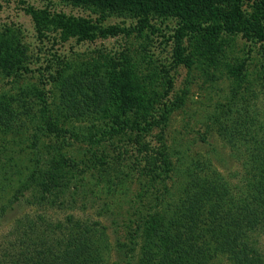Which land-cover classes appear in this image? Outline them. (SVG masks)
Returning <instances> with one entry per match:
<instances>
[{"label": "rangeland", "instance_id": "obj_1", "mask_svg": "<svg viewBox=\"0 0 264 264\" xmlns=\"http://www.w3.org/2000/svg\"><path fill=\"white\" fill-rule=\"evenodd\" d=\"M259 1L0 0V45L22 51L25 58L22 62L27 68V73L20 72L18 77L0 78V96L19 91L32 98H36L33 96L36 92L43 94L36 107L39 111L43 107L38 114L39 122H49L50 128L56 125L62 131L68 129L79 139L74 142L65 136L58 143L48 134L35 136L32 141L36 148L25 149L22 156L26 159L25 172L31 171L35 151L47 160L63 159L77 167H92L95 172L99 167H93L94 162L107 168L130 154L136 155L140 146L147 149L149 161L154 160L155 167H163L164 156L156 154L166 148L171 162L165 182L169 188L191 187L196 174L191 175L192 171L205 163L217 172L215 179L217 174L224 176L233 189L241 181L237 176L241 163L221 135V123L241 124L243 121L237 120V116L251 113L254 104L259 111L264 110V43L241 34L209 36L186 32L181 43L182 61L174 52L173 35L184 23L208 26L243 23L249 28L264 29V5ZM32 12H44L49 17L45 19L47 26L41 30L42 37H38ZM57 16L78 17L85 21L86 28L93 26L96 32L107 31L103 36L94 32L93 37L79 35L84 40L78 39L64 31L62 34L54 26ZM76 71L85 76L89 85L85 96L71 95L70 101L75 105L78 99L83 101L68 116L65 108L56 103L59 80L65 81L70 76L77 79L79 76L73 75ZM85 104H90L88 111H84ZM121 120L125 124L135 120L139 129L125 126L112 134L116 125L122 126ZM141 128H148L147 132H141ZM93 171L85 174L89 177L78 173L82 182L108 204L105 207L110 213H103L101 207L91 206L89 201H79L72 209L56 202L54 210L39 213L30 209L34 207H19L13 214L6 212L0 221V250L10 238L13 215L20 220L35 214L54 223H63L69 216L78 220L90 218L104 226L111 221V213L118 220L124 215L129 217L128 206L123 205L126 195L118 194L117 187H125L128 196L141 194L147 175L121 174L117 184L113 174L95 184L102 172L96 171L93 176ZM161 185H154L155 190ZM154 192L148 201L155 196ZM132 218L129 228L120 236L121 242L133 233L135 217ZM107 234L112 241L114 234L110 231ZM142 239L135 240L134 255L142 251ZM195 248L185 256L190 262L207 264V255L194 253ZM104 255L108 264H121L116 262L113 251ZM178 256L179 253L174 254ZM250 261L264 264V234L258 239L256 256H250ZM209 264L233 262L218 255Z\"/></svg>", "mask_w": 264, "mask_h": 264}, {"label": "trees", "instance_id": "obj_2", "mask_svg": "<svg viewBox=\"0 0 264 264\" xmlns=\"http://www.w3.org/2000/svg\"><path fill=\"white\" fill-rule=\"evenodd\" d=\"M259 3L264 5V0ZM31 15L38 37H42L41 30L47 26L45 19L49 17L44 12H32ZM54 20V26L60 28L62 34L64 31L78 39L93 37L96 32L93 26L86 28L85 21L78 17L57 16ZM106 31L98 30L96 33L103 36ZM186 32L209 36L241 34L264 43V29L249 28L243 23L240 26L225 22L217 26L184 23L173 35L174 52L182 61L181 43ZM23 55L18 48L0 45V78L27 73ZM73 73L79 77L59 80L60 95L56 102L60 108L61 105L65 108L68 116L83 101V98L78 99L75 105L70 101L71 95L85 96L89 85L83 74ZM33 96L36 98L21 91L0 96V221L6 212L13 214L19 207H34L30 209L39 213L54 210L56 202L72 209L79 201H89L91 206L101 207L103 213L109 212L105 207L108 204H104L102 197L89 189L79 175L84 173V177H89L85 174L93 171L92 167H77L63 159L47 160L35 151L32 160H28L31 171L25 172L26 159L22 156L25 149L36 148L35 141H32L35 136L48 134L54 136L58 143L65 136L74 142L79 140L75 132L62 131L56 125L50 128L49 122L40 123L38 114L43 112V107L40 111L36 107L42 102L43 94L36 92ZM89 109L90 104H85L84 111ZM236 119L243 122L238 125L235 122L221 123V135L241 163L237 172L241 181L233 189L224 176L217 174L218 179H215L217 172L205 163L192 171L191 175L196 174L191 187L169 188L165 182L171 162L166 148H161L156 154L164 156L161 161L164 166L155 167L154 160L149 161L147 149L140 146L136 155L130 154L107 168H100L98 161L93 165L99 167L96 171L102 172L95 184L113 174H116L117 184L122 175H147L146 188L141 194L128 196L125 187H117L118 194L126 195L123 205L128 206L126 213L129 212V217L124 215L118 220L111 213V221L104 226L90 218L78 220L69 216L63 223H54L35 214L30 218L27 215L20 217V220L13 215L12 230L8 231L10 238L0 250V264H108L104 253L112 251L116 254V262L121 264H132L133 261V264H198L185 256L195 247L194 253H204L207 261L225 255L233 264H255L250 261V256H256L258 239L264 234V110L259 111L254 104L251 113L244 112ZM29 123L32 127L28 128ZM122 123L121 127L116 125L112 134L125 126L139 129L135 120L129 124ZM25 127L27 130L23 131ZM147 129L141 128L140 131L147 132ZM59 147L62 148L61 145ZM209 173L212 176H208ZM157 184L162 185L155 190L154 185ZM152 191H155V196H150L148 201ZM117 196L121 203L120 195ZM132 217H135L131 228L133 233L121 242L120 236L129 228ZM109 231L114 234L112 241L107 236ZM139 237H143V248L134 255L135 240ZM176 253H179L177 258L174 257ZM119 257L123 259L119 260Z\"/></svg>", "mask_w": 264, "mask_h": 264}]
</instances>
